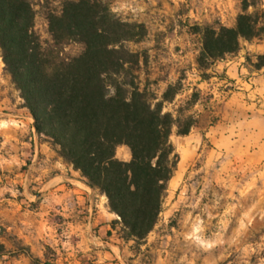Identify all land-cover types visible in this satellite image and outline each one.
I'll list each match as a JSON object with an SVG mask.
<instances>
[{"label": "trees", "instance_id": "trees-1", "mask_svg": "<svg viewBox=\"0 0 264 264\" xmlns=\"http://www.w3.org/2000/svg\"><path fill=\"white\" fill-rule=\"evenodd\" d=\"M36 5V0H0L3 69L40 139L106 196L119 239L140 246L159 222L178 168L171 136L189 135L198 126L194 107L201 91L194 90L175 111L165 110L183 91L182 78L161 93L148 77L141 78L148 56L127 43L142 40L145 26L122 18L106 0H63L60 9L46 13L48 39L36 30ZM193 28L201 38L197 63L205 79L213 62L239 52L242 40L264 37V7L259 0H242L234 26ZM71 44L80 50L68 52ZM246 60L256 70L264 66V54ZM120 146L127 147L129 159L117 156Z\"/></svg>", "mask_w": 264, "mask_h": 264}, {"label": "rangeland", "instance_id": "rangeland-1", "mask_svg": "<svg viewBox=\"0 0 264 264\" xmlns=\"http://www.w3.org/2000/svg\"><path fill=\"white\" fill-rule=\"evenodd\" d=\"M62 1L36 0V30L43 39L49 38L46 13L60 9ZM106 1L122 18L145 26L142 40L127 43L148 56V67L140 71L141 78L148 77L159 93L168 82L182 78L183 91L172 103L165 104V110L175 111L198 89L201 100L194 110L198 113L199 108L210 106L218 112L207 117V124L227 121V107L221 103L233 86H227L223 80L227 58L233 55L213 62L206 70L209 77L203 79V69L197 63L201 38L194 33L193 26H234L242 11V0ZM259 6L264 7V0H259ZM79 50L78 44L67 47L71 53ZM1 62L2 59L0 65ZM2 74L8 77H4L8 79L4 85L12 87L13 101L20 98L10 75L4 69ZM213 102L218 106L212 108ZM207 131L195 127L186 136L173 132L171 140L180 155L178 168L170 181L159 222L140 246L120 240L116 231L111 237L112 232L103 228L101 236L105 242L84 249L58 225L55 233L61 236H57V241L47 240L43 255L39 256L22 239L9 234L0 222V264H12L11 260L19 255L26 258L21 264H34V259H39L38 264H264V159H242L233 153L211 154L213 144ZM117 156L129 158L127 147H118ZM8 186L11 190L5 198L18 202L22 212L36 208L39 187L23 182Z\"/></svg>", "mask_w": 264, "mask_h": 264}, {"label": "crops", "instance_id": "crops-1", "mask_svg": "<svg viewBox=\"0 0 264 264\" xmlns=\"http://www.w3.org/2000/svg\"><path fill=\"white\" fill-rule=\"evenodd\" d=\"M243 44L239 52L228 57L226 62L223 82L233 86L227 91V99L223 97L225 101L221 103L227 107V121H210L207 124V117H214L218 112L211 110L210 106L202 107L198 110L196 128L208 129L207 136L213 144L211 154L228 156L233 153L236 157L257 161L264 159V66L256 70L248 65L246 59L251 56L255 61L258 54H264V37L243 40ZM2 70L1 62V224L39 256L43 255L47 240L57 241V236H61L55 233L58 225H62V232L69 238H76L84 249L93 243L105 242L101 236L103 228L107 233L111 231V237H114L111 221L116 216L109 212L106 196L87 186L79 172L64 162L49 142L40 139L34 119L20 105L21 99L13 101L11 98L12 87L4 85L8 79H4L7 75L2 74ZM217 104L213 102L210 105L215 108ZM16 182L39 187L35 209L22 212L18 202L5 198L11 190L8 185ZM24 260L26 258L19 255L11 262L21 264Z\"/></svg>", "mask_w": 264, "mask_h": 264}]
</instances>
